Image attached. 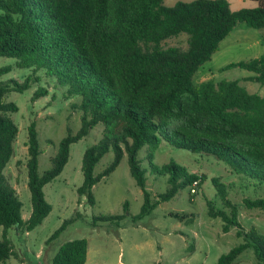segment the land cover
<instances>
[{
	"label": "trees",
	"instance_id": "trees-1",
	"mask_svg": "<svg viewBox=\"0 0 264 264\" xmlns=\"http://www.w3.org/2000/svg\"><path fill=\"white\" fill-rule=\"evenodd\" d=\"M254 1L252 8L232 10L227 0L176 1L170 6L161 0H0V56L13 58L17 68L52 76L55 84L65 87L66 96L76 98L73 106L80 112L79 128L60 138L49 167L41 173L37 172V133L32 122L27 126L25 166L31 209L22 219L21 203L2 174L18 131L11 118L17 107L5 98L10 91L26 89L30 78L0 81L1 262L13 255L7 228L26 232L41 222L50 210L42 186L61 171L69 145L96 124L101 125V135L82 153V182L76 188L90 203L91 187L123 155L142 194L140 214L184 187L193 194L189 192L191 181L198 179V189L203 175L173 162L162 166L151 162L153 150L161 142L211 155L253 184L264 182V96L248 92L236 79L192 83L196 69L210 59L237 23L264 28V0ZM180 33L186 35L184 47L161 46L162 41ZM229 66L246 69L251 72L246 80L263 84L264 48L258 57L224 68ZM9 70L10 65L1 66L0 74ZM32 80L38 77L34 75ZM42 95L45 89L38 87L31 98ZM143 146L150 173L166 178L165 190L153 200L145 189V169L137 158ZM108 149L111 160L92 174L94 164ZM210 182L223 207H214V200L206 201L207 215L222 220L223 232L235 226V235L241 237L240 243L217 257L216 264H235L236 256L247 248H252L255 264H264V236L253 226L243 230L235 205L226 197L227 185L216 177ZM241 200L247 208L264 209V195ZM70 220H63L50 238ZM86 250L84 238L64 241L50 264H84Z\"/></svg>",
	"mask_w": 264,
	"mask_h": 264
},
{
	"label": "rangeland",
	"instance_id": "rangeland-1",
	"mask_svg": "<svg viewBox=\"0 0 264 264\" xmlns=\"http://www.w3.org/2000/svg\"><path fill=\"white\" fill-rule=\"evenodd\" d=\"M170 6L176 1L161 0ZM232 10L252 8L254 0H227ZM254 39L250 42L238 41L228 46H220L210 59L202 63L194 72L192 83L199 82L204 73L212 81L238 80L248 92L259 93L262 86L242 78L251 72L237 66L225 65L255 58L264 43L263 29H254ZM264 37V36H263ZM183 33L165 39L162 47L185 46ZM14 59L0 56V67L10 65V70L0 74V81L13 78L21 82L29 76V86L22 92L10 91L6 100L13 102L17 110L11 118L17 126L13 143V154L2 169L6 181L14 188L21 203L22 219L29 215L31 204L26 185L27 126L34 124L40 153L37 156V172L49 167L60 138L67 132L74 133L79 128L80 112L74 108L75 97L66 96L65 87L55 84L52 76L43 71L32 72L29 68H17ZM38 80H32L33 76ZM43 87L45 95L32 100V93ZM101 135V125L96 124L87 133L69 145L66 163L52 180L42 186L44 200L50 210L41 222L29 231H17L14 227L6 230V238L12 245L13 255L0 264H50L58 246L67 240L84 238L87 242L84 264H216L217 257L241 242L235 235V226L223 232L222 220L206 213V201L214 200V207H223L214 196L210 178L216 177L226 186V197L235 205L237 221L243 230L253 226L264 236V209L247 208L243 197L264 195V182L253 184L243 175L233 173L230 168L211 155L196 153L184 148L173 147L161 142L152 153L151 162L162 166L169 162L184 167L188 172L203 175L196 193L188 194V187L178 190L171 198L159 201L145 214H140L142 194L130 175L125 155L116 167L91 187L92 203L85 195H78L76 188L82 182L80 171L84 149L95 143ZM146 146L137 152L140 167L145 169V189L150 200L166 188V178L150 173L145 157ZM108 149L94 164L92 174L101 171L111 160ZM125 203V206H124ZM228 210V209H226ZM97 215H122L120 219L99 220ZM62 230L50 238L63 220L70 219ZM2 227L0 226V236ZM235 264H255L252 248L238 254Z\"/></svg>",
	"mask_w": 264,
	"mask_h": 264
},
{
	"label": "crops",
	"instance_id": "crops-1",
	"mask_svg": "<svg viewBox=\"0 0 264 264\" xmlns=\"http://www.w3.org/2000/svg\"><path fill=\"white\" fill-rule=\"evenodd\" d=\"M247 27L248 26H246L244 23H237L230 30V32L219 42L220 46L221 47L228 46V45L236 43L238 41L250 42L251 39H254L255 33H254V31H251ZM263 36H264V33L262 34V39H261V40H263V43H264V37ZM263 48H264V46H263ZM263 48L260 50L259 54L256 57H258L261 54ZM247 76H249V75H247ZM247 76L243 77L242 79L244 81H248V80H246ZM205 80H210V78H208V76L206 74L201 73L199 75V82L205 81ZM260 85L262 86L263 90H260V92L256 93V94H258L260 96H264V83L260 84Z\"/></svg>",
	"mask_w": 264,
	"mask_h": 264
},
{
	"label": "built area",
	"instance_id": "built-area-1",
	"mask_svg": "<svg viewBox=\"0 0 264 264\" xmlns=\"http://www.w3.org/2000/svg\"><path fill=\"white\" fill-rule=\"evenodd\" d=\"M198 179H193L189 185V192L194 193L197 190Z\"/></svg>",
	"mask_w": 264,
	"mask_h": 264
}]
</instances>
